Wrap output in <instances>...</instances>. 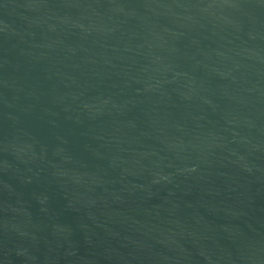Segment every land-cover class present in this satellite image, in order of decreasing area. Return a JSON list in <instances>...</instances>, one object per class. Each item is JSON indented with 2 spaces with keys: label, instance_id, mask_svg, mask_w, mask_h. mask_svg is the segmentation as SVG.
Returning a JSON list of instances; mask_svg holds the SVG:
<instances>
[{
  "label": "water",
  "instance_id": "95a60500",
  "mask_svg": "<svg viewBox=\"0 0 264 264\" xmlns=\"http://www.w3.org/2000/svg\"><path fill=\"white\" fill-rule=\"evenodd\" d=\"M0 264H264V0H0Z\"/></svg>",
  "mask_w": 264,
  "mask_h": 264
}]
</instances>
